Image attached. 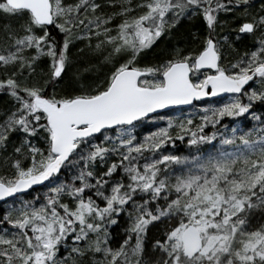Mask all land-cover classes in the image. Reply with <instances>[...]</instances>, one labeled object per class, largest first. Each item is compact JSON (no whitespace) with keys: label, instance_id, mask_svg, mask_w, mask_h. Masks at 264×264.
Segmentation results:
<instances>
[{"label":"snow or ice","instance_id":"6c2138e0","mask_svg":"<svg viewBox=\"0 0 264 264\" xmlns=\"http://www.w3.org/2000/svg\"><path fill=\"white\" fill-rule=\"evenodd\" d=\"M185 20L203 33L169 45ZM220 93L199 123L135 134ZM254 101L264 0H0V264H264ZM249 114L245 131L235 118ZM185 137L193 152L165 150Z\"/></svg>","mask_w":264,"mask_h":264},{"label":"trees","instance_id":"16d2710c","mask_svg":"<svg viewBox=\"0 0 264 264\" xmlns=\"http://www.w3.org/2000/svg\"><path fill=\"white\" fill-rule=\"evenodd\" d=\"M193 28H197L200 29L201 32L203 33L204 30V25L202 24L201 21L196 20V21H183L182 24L173 32L171 40L167 41L169 43V45L171 44H179L180 46H192L191 44V37L189 35L190 31ZM165 41H161V43L163 44ZM239 47V45H238ZM253 83L250 82L249 87L252 86ZM231 96L229 97H222V98H218V99H208L202 102H196L193 105H191L190 107L187 108H181V109H176V110H172L170 112L167 113H163L162 115H168L169 117H173L171 114L176 113L177 117H174V119L176 120H180V119H185L187 116L192 115L193 119L196 123H199V116L202 115L203 113L200 111V109L205 106V105H213V104H218V103H223L225 102L226 99H230ZM229 100H227L228 102ZM189 109V114H186L184 111ZM252 110L256 111L258 114H262L264 113V104H262V102L260 101H254L253 102V108ZM171 113V114H170ZM159 115V116H162ZM156 117V116H154ZM152 118H149L147 120L142 121V123L140 125L137 126L136 128V135L138 138H142L143 135H145L147 132L149 131H155L156 128H159L160 124L158 123L157 120L151 121ZM230 119V120H229ZM229 120V121H227ZM234 121L233 118H226L224 120V124L229 125V129H230V124H228L229 122ZM235 121H240L242 122V127L247 130V128L249 127H258L259 126V122L255 121L252 119L251 115H246L245 117H239V118H235ZM228 122V123H227ZM223 130V129H222ZM206 132H212L213 129L211 127H208L205 129ZM171 134L173 136H176V130L172 129ZM215 143V142H214ZM165 150L168 152H172L173 154H180V155H186L189 154L190 152L194 151V147L190 148V146H188L187 144V137H185L183 140L176 138L174 140V143H169L165 146ZM67 177V172H63L61 174V178L64 179ZM47 187H50V185H47V183L44 186H40L38 188H35L31 191H29L28 196L30 197L32 194H34L35 192H40L43 193L44 191L47 190ZM11 201H9L8 203H10ZM7 207V203L3 202L0 203V208H6ZM125 221L124 216H121L120 218V223L118 225H113L110 227L109 231L111 233L114 234L115 238H119L123 233V226L122 227V223ZM114 242V241H113Z\"/></svg>","mask_w":264,"mask_h":264},{"label":"rangeland","instance_id":"374dc122","mask_svg":"<svg viewBox=\"0 0 264 264\" xmlns=\"http://www.w3.org/2000/svg\"><path fill=\"white\" fill-rule=\"evenodd\" d=\"M252 86H255L254 84L252 85ZM252 86H250V87H252ZM227 97H229V96H227ZM227 100H230V99H226L225 100V102H227ZM262 104H264V103H262ZM186 114H189V109H187V110H185L184 111ZM171 114V113H170ZM172 116H173V118L174 117H177V115H176V113H172L171 114ZM246 115H244V116H242V117H245ZM167 117H169L168 115H162V116H156L155 118H152L151 120H150V122L151 121H154V120H157L158 121V123L160 124V126L159 127H164L166 124H167ZM230 120V119H229ZM229 120H227V121H229ZM234 121H231V122H227L228 124H230V126H231V124L233 123ZM235 122H238L239 123V125H240V127L241 128H243L242 127V122H240V121H235ZM244 129V128H243ZM245 130V129H244ZM246 131V130H245ZM211 132V131H210ZM209 132V133H210ZM215 143H217V142H215Z\"/></svg>","mask_w":264,"mask_h":264},{"label":"water","instance_id":"95a60500","mask_svg":"<svg viewBox=\"0 0 264 264\" xmlns=\"http://www.w3.org/2000/svg\"><path fill=\"white\" fill-rule=\"evenodd\" d=\"M224 95H232V94H230V93H220V94H217L216 96L204 97V98H201V100H197V101H203V100H206V99H215V98H219V97L224 96ZM193 102H195V101H193ZM186 106H189V105H172V106H168L165 109L157 110L155 114H159V113L171 110V109L180 108V107H186ZM155 114H153V115H155ZM35 187H38V186H34V188Z\"/></svg>","mask_w":264,"mask_h":264},{"label":"bare ground","instance_id":"6f19581e","mask_svg":"<svg viewBox=\"0 0 264 264\" xmlns=\"http://www.w3.org/2000/svg\"><path fill=\"white\" fill-rule=\"evenodd\" d=\"M121 225H122V227H123V226L125 225V223L123 222Z\"/></svg>","mask_w":264,"mask_h":264}]
</instances>
